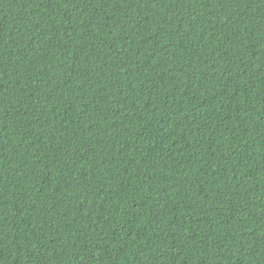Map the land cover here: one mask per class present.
<instances>
[{"label": "trees", "instance_id": "trees-1", "mask_svg": "<svg viewBox=\"0 0 264 264\" xmlns=\"http://www.w3.org/2000/svg\"><path fill=\"white\" fill-rule=\"evenodd\" d=\"M0 264H264V0H0Z\"/></svg>", "mask_w": 264, "mask_h": 264}]
</instances>
